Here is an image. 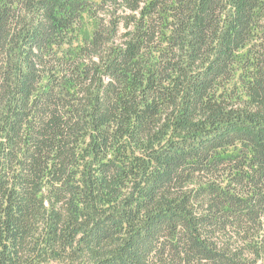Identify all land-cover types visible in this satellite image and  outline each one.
<instances>
[{"label": "trees", "instance_id": "1", "mask_svg": "<svg viewBox=\"0 0 264 264\" xmlns=\"http://www.w3.org/2000/svg\"><path fill=\"white\" fill-rule=\"evenodd\" d=\"M0 264H264V0H0Z\"/></svg>", "mask_w": 264, "mask_h": 264}]
</instances>
